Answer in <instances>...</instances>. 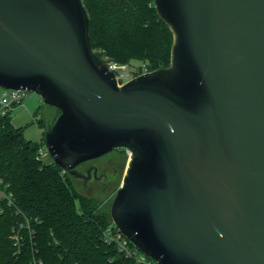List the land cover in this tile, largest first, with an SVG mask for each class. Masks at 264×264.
<instances>
[{"label":"water","instance_id":"water-1","mask_svg":"<svg viewBox=\"0 0 264 264\" xmlns=\"http://www.w3.org/2000/svg\"><path fill=\"white\" fill-rule=\"evenodd\" d=\"M166 68L120 86L83 0H0V87L61 113L65 172L131 153L111 218L156 264H264V0H153Z\"/></svg>","mask_w":264,"mask_h":264},{"label":"trees","instance_id":"trees-1","mask_svg":"<svg viewBox=\"0 0 264 264\" xmlns=\"http://www.w3.org/2000/svg\"><path fill=\"white\" fill-rule=\"evenodd\" d=\"M83 3L93 49L105 64L139 62L136 76L170 65L173 33L153 0ZM11 112L0 113V183L13 195L12 204L0 199V264H156L140 261L142 253L130 241L133 255L111 240L120 232L111 218L113 202L104 206L81 193L74 181L83 180L53 160L45 162L40 154L45 139L43 145L27 140ZM39 126L46 135L44 122Z\"/></svg>","mask_w":264,"mask_h":264},{"label":"rangeland","instance_id":"rangeland-1","mask_svg":"<svg viewBox=\"0 0 264 264\" xmlns=\"http://www.w3.org/2000/svg\"><path fill=\"white\" fill-rule=\"evenodd\" d=\"M140 66L141 63L134 62L133 66L129 67V74L131 73L128 77L129 80H131L134 75L132 73L138 71ZM2 92L3 89L0 87V96ZM11 114L13 124L23 129L25 138L39 145H43V138L45 139L39 122L43 121L45 128L49 129L59 116L56 108L46 105L41 96L34 92H28L23 101V105L14 108ZM42 151L44 152L42 156L43 160L45 162L52 161L48 154L46 144L42 146ZM129 161L130 157L125 149H116L108 155L91 162L99 167L100 174L103 173L108 177V184L102 185L101 183L92 181L85 186L83 181H74V185L81 193L94 196L98 198L99 201L104 202V206H107L114 201L118 190L123 184V178L126 176Z\"/></svg>","mask_w":264,"mask_h":264},{"label":"built area","instance_id":"built-area-1","mask_svg":"<svg viewBox=\"0 0 264 264\" xmlns=\"http://www.w3.org/2000/svg\"><path fill=\"white\" fill-rule=\"evenodd\" d=\"M110 71H112L115 75L117 83L122 86L126 84L128 81L129 74V66L127 65H120L114 62H110L106 64ZM146 71L144 70L143 74H145ZM134 74V73H132ZM142 75V74H141ZM137 77L136 74L132 76V79ZM26 91H15V90H5L3 89V92L0 96V113L5 115L9 111H13L14 108L23 105V101L25 97L27 96ZM128 156L131 158V153L129 151H126ZM41 156L44 155V152L40 151ZM0 199L7 201L9 204H12L13 195L9 192V186L0 183ZM17 244L19 243V237H15ZM116 239L118 241L119 248L123 251H126L128 255L135 254L134 251L129 249L128 246V239L121 233L117 234L114 238H111V240ZM137 249V248H136ZM142 253V252H141ZM148 257L142 253L140 257V261L146 262V259ZM150 259V258H149ZM153 261V260H151ZM156 263V262H155ZM151 264V263H148Z\"/></svg>","mask_w":264,"mask_h":264},{"label":"flooded vegetation","instance_id":"flooded-vegetation-1","mask_svg":"<svg viewBox=\"0 0 264 264\" xmlns=\"http://www.w3.org/2000/svg\"><path fill=\"white\" fill-rule=\"evenodd\" d=\"M93 161H95V160H93ZM93 161L83 163L76 168V171L79 174L83 175L84 178L76 177L74 175H72V176H74L76 179L83 180L86 185H88L92 181H95L97 183H101L102 185L108 184V182H107L108 177L106 175H104L103 173L102 174L99 173L100 169L98 166L91 163Z\"/></svg>","mask_w":264,"mask_h":264}]
</instances>
